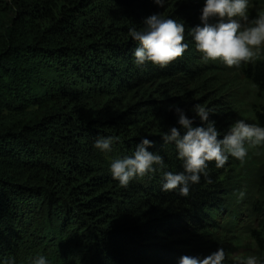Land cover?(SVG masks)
I'll use <instances>...</instances> for the list:
<instances>
[{"label": "trees", "instance_id": "trees-1", "mask_svg": "<svg viewBox=\"0 0 264 264\" xmlns=\"http://www.w3.org/2000/svg\"><path fill=\"white\" fill-rule=\"evenodd\" d=\"M203 3L0 0V260L178 264L223 247L224 264H239L246 244L264 261V147L243 163L209 162L188 197L162 191L160 174L123 189L109 172L144 137L167 171L183 170L159 135L180 127L173 105L189 118L195 104L211 108L222 134L238 119L264 126V50L239 69L204 62L189 35ZM261 11L264 0H250L249 17ZM157 13L185 23L189 48L141 70L128 28ZM98 136L117 138L112 153L94 148Z\"/></svg>", "mask_w": 264, "mask_h": 264}, {"label": "clouds", "instance_id": "clouds-1", "mask_svg": "<svg viewBox=\"0 0 264 264\" xmlns=\"http://www.w3.org/2000/svg\"><path fill=\"white\" fill-rule=\"evenodd\" d=\"M154 3L165 8L169 0H154ZM249 5L250 0H204L201 23L189 32L204 62L219 60L228 68L239 69L242 64L258 58L264 50V11L250 18ZM142 25L139 29L135 26L128 28V35L137 45L133 53L137 68L143 70L149 64L167 68L188 50L183 21L157 13L146 17ZM172 108L180 127H171L159 135L163 144L174 145L183 170L167 171L164 157L150 151L155 146L144 137L131 155L110 160L109 172L121 188L127 189L133 181L151 180L160 174L162 191H175L181 197H188L191 187L199 184L202 176L208 177L209 162L214 161L217 169L223 168L230 157L243 163L250 148L264 147V126L238 119L222 134L216 121L210 119L215 114L211 108L195 104L191 109L192 118L180 107L173 105L170 110ZM196 118H199V126H194ZM115 143V136H98L94 148L102 154H109ZM225 260V250L219 247L204 258L182 256L178 264H224ZM0 264H16V261L8 258L0 260ZM28 264H49V260L46 255L37 254L29 259ZM241 264H264V261L251 255Z\"/></svg>", "mask_w": 264, "mask_h": 264}, {"label": "rangeland", "instance_id": "rangeland-1", "mask_svg": "<svg viewBox=\"0 0 264 264\" xmlns=\"http://www.w3.org/2000/svg\"><path fill=\"white\" fill-rule=\"evenodd\" d=\"M234 258H236L241 264V261H243L246 257H248V246L246 244L238 246V249L234 252Z\"/></svg>", "mask_w": 264, "mask_h": 264}]
</instances>
